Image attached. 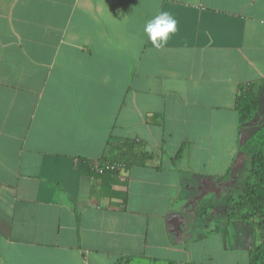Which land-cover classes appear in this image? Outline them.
Returning a JSON list of instances; mask_svg holds the SVG:
<instances>
[{
  "label": "crops",
  "instance_id": "1",
  "mask_svg": "<svg viewBox=\"0 0 264 264\" xmlns=\"http://www.w3.org/2000/svg\"><path fill=\"white\" fill-rule=\"evenodd\" d=\"M263 78L264 0H0V264H247L224 212L264 115L262 84L238 131L237 89ZM108 140L126 172L86 169Z\"/></svg>",
  "mask_w": 264,
  "mask_h": 264
},
{
  "label": "trees",
  "instance_id": "2",
  "mask_svg": "<svg viewBox=\"0 0 264 264\" xmlns=\"http://www.w3.org/2000/svg\"><path fill=\"white\" fill-rule=\"evenodd\" d=\"M264 85V78L259 81H250L238 86L235 98V111L238 118V131L250 123L258 112L259 102L256 98L257 88ZM111 141L108 140L102 157L97 162L108 161L111 164L120 163L123 165L121 171H107L103 173L120 174L127 171L126 161L122 157H113L110 153ZM240 150L251 156V170L243 188L239 200L232 206L225 209V215L229 221L239 220L250 226L257 235V242L248 252L247 264H264V115L257 125L256 130L245 140L240 142ZM186 147L183 144L178 150L176 157L184 153ZM134 158H149L146 152L139 151L136 143H133L130 151ZM116 156V155H115ZM85 167L90 170V161H86ZM130 258L122 257L114 264H129ZM176 264V263H170ZM180 264H196L185 262Z\"/></svg>",
  "mask_w": 264,
  "mask_h": 264
},
{
  "label": "clouds",
  "instance_id": "3",
  "mask_svg": "<svg viewBox=\"0 0 264 264\" xmlns=\"http://www.w3.org/2000/svg\"><path fill=\"white\" fill-rule=\"evenodd\" d=\"M178 21L166 8L158 10L143 23L142 31L155 49L166 47L177 32Z\"/></svg>",
  "mask_w": 264,
  "mask_h": 264
},
{
  "label": "built area",
  "instance_id": "4",
  "mask_svg": "<svg viewBox=\"0 0 264 264\" xmlns=\"http://www.w3.org/2000/svg\"><path fill=\"white\" fill-rule=\"evenodd\" d=\"M89 167L92 170H94V171H97L99 173H103L104 170H107V171H110V172H112V171H115V172L121 171L122 168H123V165L120 164V163L111 164L108 161H104V162L91 163L89 165Z\"/></svg>",
  "mask_w": 264,
  "mask_h": 264
}]
</instances>
